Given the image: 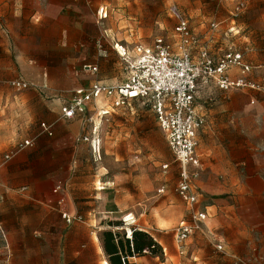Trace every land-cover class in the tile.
Listing matches in <instances>:
<instances>
[{"label":"rangeland","instance_id":"1","mask_svg":"<svg viewBox=\"0 0 264 264\" xmlns=\"http://www.w3.org/2000/svg\"><path fill=\"white\" fill-rule=\"evenodd\" d=\"M46 1L0 0V264H104L107 256L101 233L112 231L125 239L130 238L132 230L150 235L161 251L160 255L144 252L130 258V263L219 264L222 249L208 244L210 249L203 251L204 247L197 244L199 237L206 239L204 224L191 236L184 256L176 250L175 229L181 220L190 221L189 207L176 194L178 165L144 101L132 99L127 108L115 109L100 120L94 110L108 107V102L97 100V105H91L93 111L73 120L71 128L78 136L75 139L61 124L59 109L76 90L101 83H88L92 77L84 72L85 64L101 63L105 68L101 75L116 84L124 81L125 65L116 45L132 51L137 45L151 47L155 39L161 38L176 50V19L170 11L174 7L197 39V46L190 49L193 56L211 38L210 25L221 22L220 31L213 35L216 45L207 50L215 60L220 58L222 39L235 47L239 34L235 19L246 4L239 2L225 9L219 0H101L93 23L92 18L85 20L88 31L94 26L91 35L101 47L100 54L90 53L97 60L87 58L72 69L71 80L68 69L65 76L59 69L60 74L54 75L50 85L41 69L35 67L46 66L54 46L46 36V28L41 30L44 26L37 24L43 23L37 10L45 7ZM99 8L105 17H99ZM228 23L230 28L223 36ZM14 81L26 87L15 88L11 85ZM244 91L264 95L263 90ZM43 123L50 127V136L43 132ZM84 136L100 141V161L95 162L97 155ZM25 140L33 141V146L20 149ZM199 181L194 185L201 192ZM58 183L62 194L54 193ZM162 187L164 192L159 194ZM60 197L64 198L63 207L56 201ZM203 202L208 204L204 197ZM61 209L71 210V215L81 219L67 225ZM40 246L51 251L38 254ZM195 248L202 250V258L208 254L216 261L209 263L197 257ZM76 250L78 256L73 254ZM246 259L238 264H264V259Z\"/></svg>","mask_w":264,"mask_h":264},{"label":"crops","instance_id":"2","mask_svg":"<svg viewBox=\"0 0 264 264\" xmlns=\"http://www.w3.org/2000/svg\"><path fill=\"white\" fill-rule=\"evenodd\" d=\"M100 1L47 0L45 7L37 10V15L43 17L40 19L43 23L37 24L44 26L41 30L46 28V36L54 46L49 51L46 66L35 65V67L41 69L46 77L45 81L50 85L54 75L60 74L59 69L63 70L64 76L68 69L71 80L72 69L84 64L87 58L97 60L95 55L101 53V47L96 36L94 38L91 35L94 32L92 29L94 26H91L88 31L85 20L89 21L92 18L91 23H93L94 11ZM219 2L225 9L239 2L246 4L245 10L235 19L239 34L234 40V48L243 54L245 63L251 67L249 80L264 87V0H219ZM220 23L213 22L211 25H216L215 28H211L210 25L211 38L204 46L208 51L216 45L213 35L220 31ZM225 28L223 36L230 28L229 23ZM221 44L220 50L223 54L229 47L228 41L222 39ZM91 52L95 55H91ZM86 65L97 68V73L94 75L83 69L92 77L89 84L97 80L104 85H119L115 80H108L101 75L105 71L101 63L99 65L85 64L83 67ZM233 73L236 74V71ZM73 85L70 81V88H73ZM253 100L254 102H251ZM91 105L92 103L88 105L87 112L92 110ZM194 108L205 119V125L197 133L196 153L202 165L198 184L202 193L194 185L200 195V203L196 208L205 209L208 214L204 222L206 239L196 236L197 244L200 248L204 247L203 251L210 249L206 247L208 244H212L215 249L221 246L222 251H219L223 256L220 255L219 264H238L246 258L264 259V95L244 90L222 92L214 87H205L200 89L195 97ZM113 112L114 110L110 114ZM60 115L59 109V120L69 132L70 138L78 137L75 134V128L71 127L73 120L81 116L63 119ZM95 139L98 138L95 137ZM100 160L99 141L95 162ZM103 188L104 185L100 187V190ZM203 197L208 204H204ZM58 200L59 198L56 201ZM68 212L72 213L71 210ZM37 238L27 239L36 240ZM39 238V240L45 239V237ZM191 238L186 243L185 254L191 245ZM44 243L41 241L40 244ZM200 248H195L194 254L208 260L209 263L214 262L215 258H209L208 254H204L202 258ZM36 251L38 254L44 252L46 254L51 251V248L40 246ZM73 254L78 256L79 252L76 250ZM37 260L45 262L42 258Z\"/></svg>","mask_w":264,"mask_h":264},{"label":"built area","instance_id":"3","mask_svg":"<svg viewBox=\"0 0 264 264\" xmlns=\"http://www.w3.org/2000/svg\"><path fill=\"white\" fill-rule=\"evenodd\" d=\"M170 11L176 19L174 32L179 39L176 50L161 38L155 39L151 47L137 45L132 51L116 45L115 50L125 65L124 81L115 86L93 82L86 89L76 90L69 102L61 107L60 114L63 119L82 116L86 114L90 103L96 105L100 99L108 102L106 108L95 106L94 115L100 120L109 116L112 110L127 108L132 99L142 100L150 107L178 165L176 194L189 207L190 221H181L174 233L177 251L184 256L187 241L196 231L202 230L208 218L205 209L196 208L200 203V195L194 182L202 173L201 161L196 153L197 133L205 125V119L196 112L194 99L199 90L205 87H214L222 92L264 91V88L248 80L251 67L245 63L243 54L232 46L216 60L205 48H198V54L193 56L190 49L197 46L196 37L181 13L175 7ZM97 14L100 18L106 15L102 8L98 9ZM211 27L215 28L216 25ZM83 69L93 75L97 73L95 66L86 65ZM11 85L15 88L26 87V84L17 81ZM41 127L47 135L52 134L46 124H41ZM83 140L90 141L93 151L98 155L99 140ZM32 146L33 141L25 140L19 148ZM166 169L167 166H164L163 170ZM59 192L62 194V185L54 188L55 194ZM163 192L164 189L158 191L159 194ZM58 205L63 207L64 198H59ZM60 213L67 225L81 219L71 216L66 209H61ZM216 249L221 250L222 247L217 246Z\"/></svg>","mask_w":264,"mask_h":264},{"label":"trees","instance_id":"4","mask_svg":"<svg viewBox=\"0 0 264 264\" xmlns=\"http://www.w3.org/2000/svg\"><path fill=\"white\" fill-rule=\"evenodd\" d=\"M102 248L107 256L108 264H134L129 259L140 257L144 252L160 255L161 248L147 233L132 230L130 238L120 236L112 231L100 235Z\"/></svg>","mask_w":264,"mask_h":264},{"label":"bare ground","instance_id":"5","mask_svg":"<svg viewBox=\"0 0 264 264\" xmlns=\"http://www.w3.org/2000/svg\"><path fill=\"white\" fill-rule=\"evenodd\" d=\"M130 234H131V232H130ZM104 264H108L107 262H104Z\"/></svg>","mask_w":264,"mask_h":264}]
</instances>
